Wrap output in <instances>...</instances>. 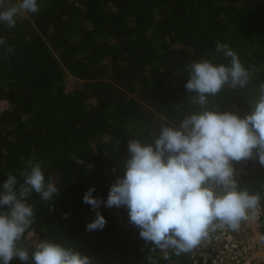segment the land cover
Here are the masks:
<instances>
[{
	"label": "trees",
	"instance_id": "trees-1",
	"mask_svg": "<svg viewBox=\"0 0 264 264\" xmlns=\"http://www.w3.org/2000/svg\"><path fill=\"white\" fill-rule=\"evenodd\" d=\"M37 2L40 11L17 16L14 28L0 23L6 41L0 46V191L9 174L23 182L29 160L42 162L46 181L59 189L49 201L35 192L27 197L35 223L20 246L31 256L36 246L27 239L34 235L38 243L73 247L93 264H149V255L154 264H206L193 252H151L128 209L103 201L125 174L130 140L152 144L162 126L178 128L185 116L201 111L185 88L186 67L202 59L230 65L215 52L217 41L254 69L246 89L225 87L209 97L208 107L241 118L250 114L249 101L264 83V0ZM17 3L6 0L8 7ZM235 164L240 188L264 192L258 159ZM90 188L102 201L95 210L83 202ZM97 212L107 223L89 232ZM10 264L25 262L14 258Z\"/></svg>",
	"mask_w": 264,
	"mask_h": 264
},
{
	"label": "clouds",
	"instance_id": "clouds-1",
	"mask_svg": "<svg viewBox=\"0 0 264 264\" xmlns=\"http://www.w3.org/2000/svg\"><path fill=\"white\" fill-rule=\"evenodd\" d=\"M39 11L37 0H19L10 7L6 0H0V23L12 29L20 13ZM5 43L0 38V46ZM215 52L230 58V65L202 59L186 67L189 79L185 88L195 94L191 103L201 111L185 116L178 128L162 126L152 144L130 140L125 174L115 181L103 201L108 208L128 209L130 222L139 229L140 239L152 245L151 252L170 248L177 257L192 253L210 241L218 229L239 232L242 225L256 222L261 215L264 192L240 188L234 179L233 162L255 158L264 166V83L259 84L255 100L249 101L250 114L243 118L209 108V97H216L225 87L246 89L250 70L254 69L246 68L226 43L217 41ZM41 165L29 160L21 172L22 183L9 174L2 185L0 264H10L14 258L25 264L29 260L34 264H93L87 255L60 243L41 241L31 256L20 246L35 223L34 208L27 203V197L35 192L49 201L59 195L54 182L50 178L46 181ZM94 191L90 188L83 197L93 210L102 203L93 198ZM106 223L97 212L86 230H102ZM260 240L264 242V235ZM170 258L167 254L163 257ZM148 260L154 264L151 255Z\"/></svg>",
	"mask_w": 264,
	"mask_h": 264
},
{
	"label": "built area",
	"instance_id": "built-area-1",
	"mask_svg": "<svg viewBox=\"0 0 264 264\" xmlns=\"http://www.w3.org/2000/svg\"><path fill=\"white\" fill-rule=\"evenodd\" d=\"M234 179L240 177V169L233 162ZM264 208L256 222L242 225L239 232L218 229L210 241L202 243L193 251L194 258H202L210 264H264ZM195 263L197 261L195 260Z\"/></svg>",
	"mask_w": 264,
	"mask_h": 264
},
{
	"label": "rangeland",
	"instance_id": "rangeland-1",
	"mask_svg": "<svg viewBox=\"0 0 264 264\" xmlns=\"http://www.w3.org/2000/svg\"><path fill=\"white\" fill-rule=\"evenodd\" d=\"M19 18L20 19H25V18H30L28 14L26 13H20L19 15ZM27 244L28 245H33V246H36L38 244V239H37V236H34V235H30L27 239Z\"/></svg>",
	"mask_w": 264,
	"mask_h": 264
}]
</instances>
